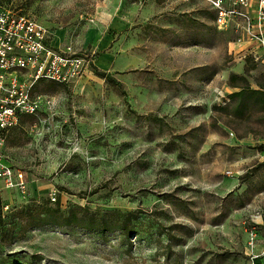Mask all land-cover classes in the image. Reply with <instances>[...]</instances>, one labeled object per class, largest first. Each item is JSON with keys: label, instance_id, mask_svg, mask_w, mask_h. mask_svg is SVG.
I'll list each match as a JSON object with an SVG mask.
<instances>
[{"label": "rangeland", "instance_id": "1", "mask_svg": "<svg viewBox=\"0 0 264 264\" xmlns=\"http://www.w3.org/2000/svg\"><path fill=\"white\" fill-rule=\"evenodd\" d=\"M15 5L59 39L65 34L60 48H80L107 22L115 60L109 80L90 69L72 86L42 81L36 93L54 99L55 116L27 117L9 134L8 156L31 185L22 196L0 181L8 215L0 264H264V115L236 116L230 97L233 76L255 89L264 66L240 60L239 33L217 30L204 0ZM112 21L124 25L119 35ZM29 209L132 219L126 231L107 216L103 231L31 229L14 216Z\"/></svg>", "mask_w": 264, "mask_h": 264}, {"label": "built area", "instance_id": "2", "mask_svg": "<svg viewBox=\"0 0 264 264\" xmlns=\"http://www.w3.org/2000/svg\"><path fill=\"white\" fill-rule=\"evenodd\" d=\"M18 1L30 0H0V181L5 190L24 196L29 193L31 182L26 171L8 164L5 145L9 134L21 125L24 116L37 117L43 108L55 116L56 102L36 93L37 84L78 83L94 68L98 53L92 48H75L71 43L64 48L54 46L53 31L16 11ZM204 1L216 14L217 30L235 29L240 35L238 42L248 44L240 60L251 58L264 64V0ZM56 196L54 191L53 202Z\"/></svg>", "mask_w": 264, "mask_h": 264}, {"label": "trees", "instance_id": "3", "mask_svg": "<svg viewBox=\"0 0 264 264\" xmlns=\"http://www.w3.org/2000/svg\"><path fill=\"white\" fill-rule=\"evenodd\" d=\"M214 14V12H212ZM216 18V14H214V19ZM247 65L250 64V69L254 70L258 67L260 63L255 62L251 58L245 59ZM96 76L103 78L105 80H109V75L100 71L97 68H94ZM260 78L256 79L257 88L252 89L244 76L237 77L233 76L231 87L238 89V92L232 94L231 99L236 102L237 106L235 109V115L240 116L243 115L246 110H254L258 109L264 115V73L260 74ZM242 80L243 83L237 85V81ZM115 81H113L114 83ZM264 150V146L261 147ZM31 210V211H30ZM60 212V211H59ZM62 213V212H60ZM68 212H63L60 216L56 212H50V210L41 209L35 213L34 210L29 209L28 213H24L23 211H18L15 213V217L19 219H27L29 228H41L46 225H62V226H72L73 224H78L82 228L93 230V231H103V229H107L109 226L105 217L114 218L115 225L117 228L122 231H126L128 228L124 225L126 222H131L132 214L131 213H122L118 212H105L102 216V219H98L96 214H91L89 212L83 211V213L78 216L77 214L68 215ZM8 218V215L5 214V205L3 203L2 193L0 191V227L4 225V220ZM59 220V221H58ZM26 228V226L24 227ZM28 230V229H25ZM6 231L0 228V237H4Z\"/></svg>", "mask_w": 264, "mask_h": 264}, {"label": "crops", "instance_id": "4", "mask_svg": "<svg viewBox=\"0 0 264 264\" xmlns=\"http://www.w3.org/2000/svg\"><path fill=\"white\" fill-rule=\"evenodd\" d=\"M175 2H179V1H174L172 2L173 4ZM147 8H151V7H156V6H159L160 4L162 6H164V2H159V3H147ZM123 20L125 21V25L127 26L128 23L132 22L133 21V17L130 15V13H127L126 15L123 16ZM107 23V22H102L100 26H98L97 28H94L92 29L93 30V33H90V31L88 32V35L86 37V40L84 41V43H82L81 46H79L80 48L82 47H85L87 49H90L92 47H96V49H99V52L96 56V59H95V66L94 68H97L99 69L100 71L106 73L107 75H109V77L111 76L109 73H111L110 71L112 70L113 66H114V60H115V49H114V33H113V28L116 29V33H118L119 35V32L117 30H120V28H122V26H124L122 23H120L119 21L110 24L109 23V28L111 30V32L113 33L110 34V33H105L104 32V24ZM123 30V29H122ZM56 32L57 31H53L54 33V40H53V44L54 46L56 47H60V45H62L63 41L65 40L66 38V35L63 34L62 38L59 39V37L56 35ZM243 46V48H245V50L247 49L248 47V44L247 43H243V44H240ZM116 46V45H115ZM262 66H264V64H260ZM94 68L92 69V71L95 73L94 71ZM92 71H88L84 76L83 78H85L88 73L89 74H92L93 72ZM97 77V76H96ZM99 77V76H98ZM97 77V79H98ZM112 77V76H111ZM82 78V79H83ZM100 78V77H99ZM81 79V80H82ZM102 80H105L103 78H100ZM81 80H79L78 84L81 82ZM85 82V81H84ZM40 84V83H39ZM37 84L36 87H35V92H36V88L37 86L39 85ZM47 113L45 111V109L43 108V110L39 113V115L37 116L39 118V116H41V114L43 113ZM27 117H32V116H24L22 118V121H21V125L18 127V128H15L13 129L16 130V129H19L22 127V124H23V121L25 118ZM36 117V118H37ZM41 120V118H39V121ZM11 150L10 146H6L5 148V154H6V157H7V161H8V164L13 166L14 169L16 170H22L20 169L19 167L16 166L15 163H13L14 161L10 159V157L8 156V151ZM23 171V170H22ZM27 173V172H26ZM28 175V174H27Z\"/></svg>", "mask_w": 264, "mask_h": 264}, {"label": "bare ground", "instance_id": "5", "mask_svg": "<svg viewBox=\"0 0 264 264\" xmlns=\"http://www.w3.org/2000/svg\"><path fill=\"white\" fill-rule=\"evenodd\" d=\"M58 35L63 36V35H61V34H58Z\"/></svg>", "mask_w": 264, "mask_h": 264}]
</instances>
